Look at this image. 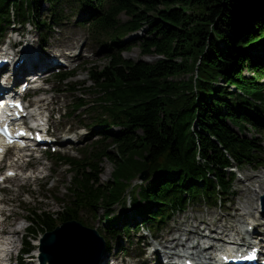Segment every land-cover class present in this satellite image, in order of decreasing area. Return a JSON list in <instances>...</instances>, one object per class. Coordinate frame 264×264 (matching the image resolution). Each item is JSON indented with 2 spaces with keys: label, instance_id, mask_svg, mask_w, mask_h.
<instances>
[{
  "label": "trees",
  "instance_id": "obj_1",
  "mask_svg": "<svg viewBox=\"0 0 264 264\" xmlns=\"http://www.w3.org/2000/svg\"><path fill=\"white\" fill-rule=\"evenodd\" d=\"M44 1L53 21L69 2L0 0V32L11 17L31 21L42 32L45 23L37 14ZM77 1L101 29L112 28L121 14L128 18L124 32L146 26L148 36L136 45L142 55L157 58L134 61L116 52L108 55V65L90 72L97 92L90 110H102L96 117L102 140L82 160H67L74 172L72 200L55 213L58 220L74 218L76 208L101 207L105 232L115 237L120 217L111 218V207L144 170L149 177L131 193L133 211L148 226L160 228L187 201L215 203L217 193L223 196L229 189L223 169L230 159L239 166L251 164L259 150L256 136L264 134L256 120L264 113V55L259 52H264V0ZM83 104L80 100L75 110ZM111 125L125 130L112 132ZM103 159L113 168L100 184ZM52 216L32 212L31 220L52 229Z\"/></svg>",
  "mask_w": 264,
  "mask_h": 264
},
{
  "label": "rangeland",
  "instance_id": "obj_2",
  "mask_svg": "<svg viewBox=\"0 0 264 264\" xmlns=\"http://www.w3.org/2000/svg\"><path fill=\"white\" fill-rule=\"evenodd\" d=\"M78 17L74 16L73 14L69 16V20L65 21L58 29H51L52 32H49L50 36L47 40L46 45H41L40 52L38 49L36 51L41 54H46L49 56L50 54L54 53H60V52H66L67 54L71 55L70 57H65L64 61L71 65V68L74 67V71H77V75L74 78L68 79V83H72L74 85L78 86H84L88 87L90 83L88 82L87 77V71L89 68H101L105 65L107 60L104 57H101V54H98L99 50H102V46L92 44L91 41V35L88 33L86 29L81 28L77 24ZM123 20H125L124 17H122ZM16 31H19L26 34H32V37H24L23 40L30 39L31 42L35 39V37L38 36V33L35 32V30L30 26H24V27H18ZM5 36H11L10 30H8L5 34ZM6 37L4 38L6 40ZM14 39L17 40V36L14 35ZM125 39L124 41H126ZM1 43V40H0ZM38 47V46H37ZM38 47V48H39ZM261 52V50H259ZM43 52V53H42ZM78 53V54H77ZM123 57L126 59L131 60H139L141 58H144L146 61H153L155 60L154 57H144L140 54V50L135 47L132 48L130 51H126L123 53ZM49 81L48 85L44 88H47L48 92L45 94H41L40 96L32 95L30 94V99L34 102L36 99H41L40 105L42 107H46L47 109H53V110H59L60 107H65L67 109V112L71 109V106L69 104V100L72 98L70 95V92L62 93V94H54L55 91L51 92L52 90H58L61 88V85H58L55 78L51 76L46 77ZM91 91L87 90V93H89V96L86 98H89L93 100L94 96L90 95ZM58 103L57 106L55 103ZM52 105V106H51ZM83 114H85L83 116ZM67 114L64 115V117L60 120H58V116L55 118H52V124L54 129L66 131L67 129L75 130L76 132H79L80 134L85 133V128H83V123H88L92 120V115L88 111H80L79 113H76L71 116H67ZM61 135V134H60ZM82 136V135H81ZM85 138L83 140V144L81 146H78V148L83 149L85 146H89L91 140L88 139V136H82ZM79 145V144H78ZM262 147H264V140L261 144ZM112 147H110V150ZM74 153V152H73ZM39 165H41L40 161H37ZM50 170H49V166ZM50 165L45 166L44 173H49L45 179H37L35 180H29L26 181L23 178H20V180L17 181V184L25 183L23 186L25 192H31L30 196H24L23 198L25 201L21 200V203L19 205V208L16 209V211L12 212L11 218L9 219V224L11 225L12 229L19 230L22 226H24L25 222L23 221V217H25L26 212L24 211V204L26 207L29 208H38L43 211H50L53 212L55 210L59 209L58 202L55 201V197L61 198L65 202L68 201L67 195L68 191L67 188L69 187L70 181H71V174L65 171L67 167H62L61 169L55 167L53 162L50 163ZM100 167V173H99V183L105 184L109 177L110 173L112 171L113 166L109 163L108 160L104 159L102 163L99 165ZM241 173L238 175L242 179H248L251 178L253 174V170L250 168H244L243 171H240ZM258 173V172H256ZM260 173H264V171H260ZM27 175H31L30 171L27 172ZM246 177V178H245ZM125 178V177H124ZM117 180H122L123 182L127 181L123 178L117 177ZM236 181H238L236 179ZM234 182L233 184V192L234 194L227 196V200L225 202V205L223 203L219 204L217 207H206L208 203L203 202L201 200V204H190L187 206V209L185 212H179L176 214L175 219L172 218L169 222L166 223V225L163 227V229L157 233H155L153 236L159 237L158 243H164L165 245H170V242H167L165 240H175V237H185L189 234H192L193 232H201L203 233L206 228L212 227H218L221 225V223L228 222L232 220V217L234 214L241 213L243 206L245 208L247 206L253 207L252 199H250L247 196V193L244 192V188H246V184L250 187H255L259 185L261 182L264 181V177H262L261 180L256 183V180H245L244 183ZM129 183V182H128ZM18 195L19 192H16ZM251 192H249V195ZM8 195V194H7ZM128 194H126V197L124 198V201L128 200ZM8 197V196H7ZM130 199V197H129ZM131 200V199H130ZM23 201V202H22ZM25 202V203H24ZM28 203V204H27ZM127 202H125L126 204ZM111 209L117 214L120 213L121 209V203L115 204L111 207ZM79 219L85 226H89L90 228L95 227L97 229H102V223L99 222L100 216H102V210L96 209L94 212H88L86 210H80L79 211ZM243 217V216H242ZM242 217H240L242 219ZM173 220L176 221L173 222ZM101 221V220H100ZM24 223V224H23ZM179 233V234H176ZM21 234V231L18 232V235L16 236L17 239H19V235ZM148 233H141V234H135L131 239L130 243L125 242L124 240L121 241L119 249H123L124 252L128 253L130 257H132L135 261L137 257H142L141 252L144 251L143 257L140 259V261L143 258H147L146 250L142 249V244H140V241L142 240V236L147 235ZM69 236V235H66ZM42 237V234L39 230L36 231V237H31V241L33 245L38 244V239ZM72 240V238H70ZM150 242V241H149ZM175 242V241H174ZM53 248L54 251L57 254H62V256H65L67 258H74L76 255L74 254V249L71 250H63L62 247L58 244H55L54 246L50 247ZM117 248V246H116ZM116 248H113V250L110 251V255L114 254V250ZM92 248L90 246L88 247L87 253L91 252ZM116 252V251H115ZM34 254V251L30 253V256ZM110 255H107L109 257ZM118 259L120 257H124L121 250H118L116 255ZM29 259V258H27ZM26 261V259H24ZM124 261V260H123Z\"/></svg>",
  "mask_w": 264,
  "mask_h": 264
},
{
  "label": "water",
  "instance_id": "obj_3",
  "mask_svg": "<svg viewBox=\"0 0 264 264\" xmlns=\"http://www.w3.org/2000/svg\"><path fill=\"white\" fill-rule=\"evenodd\" d=\"M146 174V172H145ZM147 175V174H146ZM142 179H144V176H141ZM63 228V231H74L76 234L74 237H72V240H60L57 241L58 245L62 244V249L63 250H71L74 249V254L76 256H82L87 253L88 247L89 246H94L96 242H101V239L98 238L97 233L94 232L93 230H87L86 228L81 227L79 224H76L74 222H69L65 223L62 225L61 229ZM60 228H56L54 231L49 232L45 235L43 239V243H48L49 246L52 245V243L55 240V235L58 231L61 230ZM62 237H60L61 239ZM97 252L96 254H88L87 259L90 263H92L95 258L97 257ZM42 260L47 259V257L43 254L41 256Z\"/></svg>",
  "mask_w": 264,
  "mask_h": 264
},
{
  "label": "bare ground",
  "instance_id": "obj_4",
  "mask_svg": "<svg viewBox=\"0 0 264 264\" xmlns=\"http://www.w3.org/2000/svg\"><path fill=\"white\" fill-rule=\"evenodd\" d=\"M27 58L29 59L30 58V56H27ZM13 233L15 232L14 230L12 231ZM206 242L207 243H209V244H215V246L216 245H223V244H221V243H219L218 241H214V240H206ZM230 242V241H229ZM224 244H226V242H224ZM191 252L193 253V252H199V251H197V248L196 247H192L191 248ZM205 258V257H204ZM31 260H33V262H31V264H33L34 263V261H36L35 259H33V258H31Z\"/></svg>",
  "mask_w": 264,
  "mask_h": 264
}]
</instances>
